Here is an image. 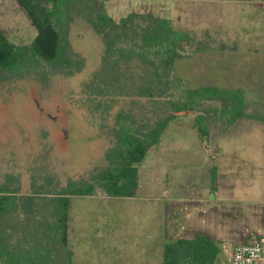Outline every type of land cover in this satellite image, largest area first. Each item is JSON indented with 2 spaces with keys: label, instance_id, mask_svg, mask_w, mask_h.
Returning a JSON list of instances; mask_svg holds the SVG:
<instances>
[{
  "label": "rangeland",
  "instance_id": "374dc122",
  "mask_svg": "<svg viewBox=\"0 0 264 264\" xmlns=\"http://www.w3.org/2000/svg\"><path fill=\"white\" fill-rule=\"evenodd\" d=\"M199 1L208 0H185L192 7L185 15L182 0H151L150 12L140 13L168 19L175 30L188 26L191 33H197L191 50L186 48L184 58L175 63V76L193 90L209 87L202 75L209 64L214 66L219 59L217 53L211 56L205 53L211 44L208 31H193L192 9ZM98 2L90 0L89 8L80 3L73 10L70 33L74 36L66 49L72 66L47 64L44 73L38 76L13 77L0 70V196L12 195L23 200L34 197L30 214L38 217L44 227L53 215L51 207L44 205L49 203L45 199L83 182L89 183L106 166L105 153L111 145V130L119 113L129 114L141 132L150 130L165 117L181 114H174L166 99L149 100L140 95L147 89L153 94L165 91L152 83L151 72L142 64L132 61L120 66L104 64L102 40L86 22V18L101 9L103 4ZM228 10L225 33L243 36L264 33V0H232ZM0 29L15 47H31L37 37L18 0H0ZM249 38L242 39L249 45ZM238 50L242 53V43ZM238 55L227 54L226 60L231 64ZM225 87L217 88L238 90L237 84ZM244 88L252 89L249 90L252 93L255 87ZM255 89L261 91L262 87ZM242 91L246 100V91ZM221 108L222 104L215 102H200L197 107L201 113L205 112L210 132H224L226 120L216 114ZM168 140L176 142L177 136L171 135ZM160 144L150 149L139 168V188L134 198L110 197L102 189H97L92 197L72 198L68 248L74 253L75 264H145L139 253L145 248L144 224L149 219L146 213L153 212L151 222L155 229L164 204L161 187L167 182V173L156 164ZM248 183L252 186L247 197L259 200L263 195L262 182ZM221 202L225 204L223 201L218 204ZM242 204L237 202L243 206V212L234 213L231 223L244 238L240 242L219 241L222 254L216 264H230L231 250L237 244L264 236V199L257 204ZM20 217L26 221L22 212ZM217 217L223 218L225 224L230 222L224 216ZM159 237L151 246V264L163 263L156 247Z\"/></svg>",
  "mask_w": 264,
  "mask_h": 264
},
{
  "label": "trees",
  "instance_id": "16d2710c",
  "mask_svg": "<svg viewBox=\"0 0 264 264\" xmlns=\"http://www.w3.org/2000/svg\"><path fill=\"white\" fill-rule=\"evenodd\" d=\"M18 1L36 29L37 37L31 47H15L0 30V70L20 77L25 74L38 76L44 73L47 64L72 66L66 49L70 46L73 10L80 3L89 8L90 0ZM92 3L99 2L92 0ZM86 22L102 40L104 64L120 66L130 61L142 64L151 72L152 83L158 88L164 87L165 91L153 94L147 89L140 95L149 100H168L174 114L197 113L194 126L202 140L209 139L210 128L205 112L197 110L200 102L222 104L216 114L226 120L223 131L247 117L242 90L217 87L193 90L175 76L176 61L184 58L186 48L191 50L194 41L187 31L175 30L168 19L131 13L116 23L101 5L96 14L86 18ZM176 116L165 117L150 130L141 132L129 114L119 113L111 130V145L105 153L106 166L89 183L83 182L78 187L45 199L49 203L44 205L53 211L47 227L30 214L34 208V197L23 200L1 195L0 264H73V253L68 248L72 198L92 196L97 189L114 198L135 197L141 164ZM20 212L26 221L21 219ZM221 254L219 241L197 235L191 241L178 239L168 242L164 247L163 264H216Z\"/></svg>",
  "mask_w": 264,
  "mask_h": 264
},
{
  "label": "crops",
  "instance_id": "0c3cea01",
  "mask_svg": "<svg viewBox=\"0 0 264 264\" xmlns=\"http://www.w3.org/2000/svg\"><path fill=\"white\" fill-rule=\"evenodd\" d=\"M100 1L106 14L116 23L131 13L150 12L148 9L151 6V0ZM184 1L182 0L181 5L183 15L192 8ZM231 2L232 0H208L193 4V31H208L206 34L211 44L205 53L210 56L217 53L219 56L218 63L214 66L209 64L205 68L201 79L209 87L237 84L238 90L246 91L244 87L260 86L262 89L260 91L254 88L252 93L249 91L252 89H248L245 100L247 117L238 120L224 132H210L209 141L202 140L194 126L197 113H181L169 124L161 137L160 159L156 161L167 173V182L161 187L164 204L160 223L155 229L151 222L153 212L146 213L149 219L144 224L145 248L139 253V259L145 264L152 263L151 246L159 236L160 241L156 243V247L162 262L165 245L178 239L191 241L197 235H203L215 241L228 239L240 242L244 237L240 229L231 223L234 213L243 212V206L237 205V202L257 204L264 199V33H248L247 36H243V33H225L228 29H225L224 23L229 16ZM19 6L29 20L20 3ZM30 24L33 26L31 21ZM183 30L193 39L197 37V33H191L192 28L187 26ZM34 33L37 34L36 29ZM73 36L74 33H70V40ZM243 37H250L249 45ZM241 43L242 53L238 50ZM247 46L249 48L244 49ZM235 53L240 55L230 64L226 60L227 54ZM171 135L177 136L176 142L166 141ZM251 180L262 182L263 195L259 200H249L247 197L252 186L248 182ZM220 201L225 204H218ZM71 210L70 208L69 219ZM217 215L224 216L230 222L223 223V218L220 220Z\"/></svg>",
  "mask_w": 264,
  "mask_h": 264
},
{
  "label": "built area",
  "instance_id": "2783aa9c",
  "mask_svg": "<svg viewBox=\"0 0 264 264\" xmlns=\"http://www.w3.org/2000/svg\"><path fill=\"white\" fill-rule=\"evenodd\" d=\"M229 261L230 264H264V236L237 244Z\"/></svg>",
  "mask_w": 264,
  "mask_h": 264
}]
</instances>
